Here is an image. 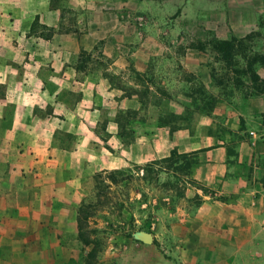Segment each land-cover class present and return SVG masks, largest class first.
Listing matches in <instances>:
<instances>
[{
    "label": "crops",
    "instance_id": "obj_1",
    "mask_svg": "<svg viewBox=\"0 0 264 264\" xmlns=\"http://www.w3.org/2000/svg\"><path fill=\"white\" fill-rule=\"evenodd\" d=\"M185 1L0 0V264H25L27 239L52 238L58 254V237L78 232L89 175L172 149L198 158L192 178L206 190L166 217L176 262L149 246L134 264H264V91L222 99L190 124L141 113L127 92L134 71L169 59L159 31L184 28L169 14ZM252 8L244 2V33ZM255 70L264 80V64Z\"/></svg>",
    "mask_w": 264,
    "mask_h": 264
},
{
    "label": "rangeland",
    "instance_id": "obj_2",
    "mask_svg": "<svg viewBox=\"0 0 264 264\" xmlns=\"http://www.w3.org/2000/svg\"><path fill=\"white\" fill-rule=\"evenodd\" d=\"M245 1L253 6L254 25L244 33ZM169 18L179 19L184 27L159 31L160 38L168 45L164 53L169 59L158 64L157 73L134 71L133 79L139 86L127 89L129 94H139L141 108H145L140 110L141 113L152 112L169 122L182 117V122L190 124L196 115L210 112L222 99H231L244 92L255 93L260 88L264 91V84L254 82L249 72L237 71L245 67L246 55L264 53V0H186L178 9L174 7ZM146 19L144 16L141 20ZM141 32L146 30L141 29ZM232 36L244 38L246 54L244 58L238 56V64L226 65L209 41ZM199 41L206 42V47L199 48ZM173 105H184L183 112L171 111ZM193 168L189 173L185 168L177 169L176 173L147 162L120 168L121 171L115 173V182L105 171L89 175L83 183L84 197L80 203L96 200L100 188L104 191L101 197L107 201L89 217L86 227L88 236L99 242L96 256L88 262V252L93 244L83 241L78 225L77 234L58 237L61 248L56 255L50 248L52 238L27 239L26 243L33 247L34 253L24 254V263H143L149 253L144 247L149 246H153L158 257L174 259L175 255L167 250L164 240L166 217L178 206L196 205L201 200L196 190H206L192 178ZM100 172L102 174L98 176ZM78 207L74 206L76 210ZM145 232L151 233L154 240L142 239L141 234ZM36 247L41 253L36 252Z\"/></svg>",
    "mask_w": 264,
    "mask_h": 264
},
{
    "label": "trees",
    "instance_id": "obj_3",
    "mask_svg": "<svg viewBox=\"0 0 264 264\" xmlns=\"http://www.w3.org/2000/svg\"><path fill=\"white\" fill-rule=\"evenodd\" d=\"M209 42L211 48L218 54L219 59L224 61L226 65L238 64V56H242L244 58V54H246L244 50L243 37L232 36L230 38L211 39ZM206 44V42L199 41L197 46L203 49L206 47ZM257 63L264 64V53L262 54L256 52L248 56L246 55L245 67L242 70L237 69V71H247L250 73V77L254 82L260 81L264 84V80L261 79V77L255 70V65ZM258 91H262V88H260ZM155 163L158 164L159 167L165 171L172 170V172L177 173V169L185 168L187 169V173H189V171L198 163V159H195V156L192 152H179L177 149H172L169 155L160 158H155L149 161L148 165ZM120 171L121 169H111L105 172L109 175V178H111L112 182H115V173ZM100 174H102V172H100L98 176ZM103 193V189L100 188L98 190L96 200L90 202L84 201L78 207L77 219L80 237H82L83 241L86 244H93L92 249L88 252V262H91L92 259L96 256L99 242L95 239H91L88 236V229L86 227L88 225L89 217L94 215L97 210L104 207L107 203V201L101 197Z\"/></svg>",
    "mask_w": 264,
    "mask_h": 264
},
{
    "label": "water",
    "instance_id": "obj_4",
    "mask_svg": "<svg viewBox=\"0 0 264 264\" xmlns=\"http://www.w3.org/2000/svg\"><path fill=\"white\" fill-rule=\"evenodd\" d=\"M142 239L145 241H152L153 240V235L149 232H145L141 234Z\"/></svg>",
    "mask_w": 264,
    "mask_h": 264
},
{
    "label": "built area",
    "instance_id": "obj_5",
    "mask_svg": "<svg viewBox=\"0 0 264 264\" xmlns=\"http://www.w3.org/2000/svg\"><path fill=\"white\" fill-rule=\"evenodd\" d=\"M140 19H143V17H141Z\"/></svg>",
    "mask_w": 264,
    "mask_h": 264
}]
</instances>
